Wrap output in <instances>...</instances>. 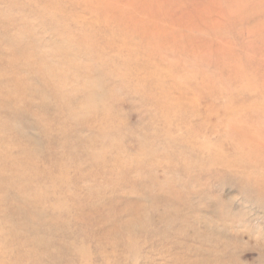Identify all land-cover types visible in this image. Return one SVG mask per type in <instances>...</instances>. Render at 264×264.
<instances>
[{
    "label": "rangeland",
    "instance_id": "374dc122",
    "mask_svg": "<svg viewBox=\"0 0 264 264\" xmlns=\"http://www.w3.org/2000/svg\"><path fill=\"white\" fill-rule=\"evenodd\" d=\"M0 264H264V0H0Z\"/></svg>",
    "mask_w": 264,
    "mask_h": 264
}]
</instances>
